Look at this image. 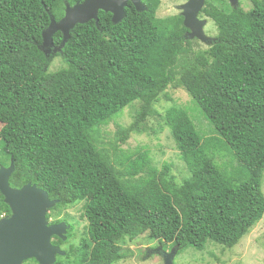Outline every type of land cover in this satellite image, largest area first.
Returning <instances> with one entry per match:
<instances>
[{
	"label": "trees",
	"instance_id": "16d2710c",
	"mask_svg": "<svg viewBox=\"0 0 264 264\" xmlns=\"http://www.w3.org/2000/svg\"><path fill=\"white\" fill-rule=\"evenodd\" d=\"M82 1L0 0V165L13 162L11 187L45 191L53 213L82 203L94 264L127 257L121 245L143 234L178 252L234 247L264 215V0H248V11L206 0L217 34L204 49L185 36L181 15L156 17L155 2L128 6L116 24L99 12L97 25H76L46 57L39 45L50 18ZM54 57L64 67L49 72ZM169 88L184 89L207 133L183 107L156 111ZM126 108L132 121L105 140L102 128ZM150 118L170 131L186 178L157 167L145 147L121 148L156 133Z\"/></svg>",
	"mask_w": 264,
	"mask_h": 264
},
{
	"label": "rangeland",
	"instance_id": "374dc122",
	"mask_svg": "<svg viewBox=\"0 0 264 264\" xmlns=\"http://www.w3.org/2000/svg\"><path fill=\"white\" fill-rule=\"evenodd\" d=\"M241 1L240 8L242 10L248 11L252 7L251 1ZM185 2V0H162L156 11V17L162 19L176 15L182 16L184 12L182 7L187 3ZM225 4H229L232 8L237 7L231 5L229 0H225ZM199 21H205L202 32L207 38L216 36V26L210 19L203 17ZM196 30L198 31V29ZM193 39H196L195 41L193 40L195 49H204L206 47L204 45L205 42L199 38L194 37ZM63 67L62 60L59 57H54L48 66V71L55 72ZM172 106L185 108L190 118L194 121L196 129L201 134L202 132L203 134L207 133L206 122L194 110L190 98L184 89H167L165 96L161 97L159 102L156 103L155 109L163 115ZM131 117L132 109L126 108L120 117L110 122L106 127H103L101 131L103 132V136H105V140H112L119 127L129 125L132 121ZM147 124L151 129L156 130L155 134L150 131L139 135L134 134L125 144L121 145V148L127 151H134L137 148L145 147L150 152V156L157 167H160L163 163H169L172 166L171 172L177 181L186 178L188 175L186 168L179 159L178 151L175 148L168 128L156 118L148 119ZM216 159L218 162L225 160L221 156L216 157ZM261 190L264 194V174L261 179ZM81 206L82 203L70 208L58 209L56 213L52 212L51 217L58 219L61 223L87 225L82 215ZM158 247V241L150 240L147 234H143L121 245V250L123 252H129V254L127 258L118 261L116 264H264V215L250 232L232 248L225 249L218 245L208 244L202 251H197L191 247L181 252L175 250V254L170 257L169 254L172 250L170 245L165 246L162 253L158 250Z\"/></svg>",
	"mask_w": 264,
	"mask_h": 264
},
{
	"label": "water",
	"instance_id": "95a60500",
	"mask_svg": "<svg viewBox=\"0 0 264 264\" xmlns=\"http://www.w3.org/2000/svg\"><path fill=\"white\" fill-rule=\"evenodd\" d=\"M128 1L133 2L136 11H145L140 0H84L73 5L66 3L63 17L58 21L51 17L48 27L41 33L40 46L46 49L42 51L43 54L48 57L60 53L76 25L89 21L97 25L99 11L110 13L111 22L119 23L125 16ZM205 1L189 0L182 7L183 26L189 30V39L196 37L203 42L210 39L202 32L205 21L197 19ZM229 2L233 6L238 5V0ZM56 32L62 35L59 47L53 44ZM13 171L12 161L7 169L0 168V194L11 212L10 217L0 219V264H22L29 259H35L39 264H54V256L62 252L50 243V237L56 234L57 228L47 226V212L55 207L57 201L49 200L45 191L30 183L19 189L10 187L9 178ZM55 225L66 224L62 222ZM173 254L175 248H172L169 256Z\"/></svg>",
	"mask_w": 264,
	"mask_h": 264
},
{
	"label": "flooded vegetation",
	"instance_id": "af4514ba",
	"mask_svg": "<svg viewBox=\"0 0 264 264\" xmlns=\"http://www.w3.org/2000/svg\"><path fill=\"white\" fill-rule=\"evenodd\" d=\"M56 1L62 2L63 0H56ZM140 1L144 6H147L149 4H153V3L157 2L158 7H159L162 0H140ZM185 1L187 2L188 0H185ZM12 2H19V3L21 2V3L43 5V4L47 3V0H11V3ZM241 2H242L241 0H238L237 7L241 6ZM128 6L134 7L133 2L128 1L127 7ZM99 12H103V11H99ZM103 13H105V12H103ZM107 14H109L110 20H111V14L110 13H107ZM202 18H203V14H202V10H201L198 14V19L201 20ZM58 33H60V32H58ZM60 35H61V33H60ZM185 36H189V30L188 29L185 32ZM214 39H215V37H211L209 40H207L205 42L204 45H206V47L210 46L214 42ZM190 40L195 41L196 39H190ZM53 44H54V42H53ZM59 46L60 45L54 44V47H59ZM39 48H41V51L46 50V49L42 48L40 45H39ZM10 163L7 166H1L0 165V168L7 169L10 166ZM9 185H10V183H9ZM10 187H11V185H10ZM2 201H3V197H2ZM66 210H64V211H66ZM10 215H11L10 209H9V212L4 210V211L0 212V219L1 218H8V217H10ZM51 215H52V210H50L47 213V216H48L47 219L49 220V222H48L49 225H47V226L57 228V231H56V234H53L50 237V243L53 247L57 248L60 252H62V254H56L54 256V259H55L54 264H94L96 257H95V255H93V252H92L93 242L91 241V238L88 234L87 225H70L69 223H65V222L64 223L66 225H55V224L61 223V221H59L56 218L53 219L51 217ZM56 220L58 222H54ZM168 245H170V244L164 245V244L159 243L158 250H160L162 253L164 251V247L168 246ZM170 246L172 249L173 246L172 245H170ZM125 258H127V257H124L123 259H125ZM118 261H121V260H118ZM118 261L114 262L113 264H116ZM186 261H188V260H186ZM22 264H39V263L35 259H29V260L24 261ZM107 264H110V263H107Z\"/></svg>",
	"mask_w": 264,
	"mask_h": 264
}]
</instances>
